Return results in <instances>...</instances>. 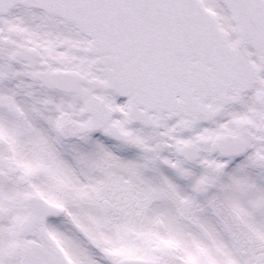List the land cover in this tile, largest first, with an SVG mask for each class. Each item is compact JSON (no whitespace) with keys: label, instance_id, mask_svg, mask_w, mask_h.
<instances>
[{"label":"snow or ice","instance_id":"1","mask_svg":"<svg viewBox=\"0 0 264 264\" xmlns=\"http://www.w3.org/2000/svg\"><path fill=\"white\" fill-rule=\"evenodd\" d=\"M0 264H264V0H0Z\"/></svg>","mask_w":264,"mask_h":264}]
</instances>
